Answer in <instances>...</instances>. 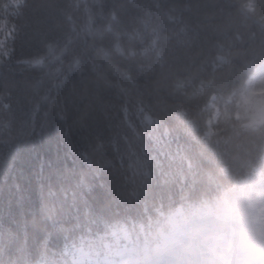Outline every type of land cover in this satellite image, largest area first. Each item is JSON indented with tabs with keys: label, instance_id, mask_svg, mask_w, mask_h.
I'll return each instance as SVG.
<instances>
[{
	"label": "trees",
	"instance_id": "1",
	"mask_svg": "<svg viewBox=\"0 0 264 264\" xmlns=\"http://www.w3.org/2000/svg\"><path fill=\"white\" fill-rule=\"evenodd\" d=\"M263 58L264 0H0V264L141 256L206 170L264 164Z\"/></svg>",
	"mask_w": 264,
	"mask_h": 264
},
{
	"label": "clouds",
	"instance_id": "2",
	"mask_svg": "<svg viewBox=\"0 0 264 264\" xmlns=\"http://www.w3.org/2000/svg\"><path fill=\"white\" fill-rule=\"evenodd\" d=\"M153 230L145 264H248L249 251L264 245V164L206 170Z\"/></svg>",
	"mask_w": 264,
	"mask_h": 264
},
{
	"label": "rangeland",
	"instance_id": "3",
	"mask_svg": "<svg viewBox=\"0 0 264 264\" xmlns=\"http://www.w3.org/2000/svg\"><path fill=\"white\" fill-rule=\"evenodd\" d=\"M249 9L250 5L248 6ZM3 24V23H2ZM220 61H225L224 56L219 57ZM264 63V58L255 64L248 73V77L245 81V86L242 93L236 100V112L235 119L243 122L246 117L245 115L255 112L258 116L264 114V81L258 79L253 81L254 93H247L248 84L247 81L251 79V75L255 73L256 69ZM262 89V90H261ZM216 98L212 97V100L207 106V112L209 113L207 119L208 131L206 132V137H211L215 134L214 126L217 125L221 111L215 103ZM154 244L150 246H144L142 249L141 256L134 255V251L131 248H123L122 251H118L113 248L109 252L103 253L102 255L89 259L88 261H75L70 264H145V261L148 259V256L154 247ZM99 253H96L98 255ZM248 264H264V245L259 246L255 250H250L248 253Z\"/></svg>",
	"mask_w": 264,
	"mask_h": 264
},
{
	"label": "bare ground",
	"instance_id": "4",
	"mask_svg": "<svg viewBox=\"0 0 264 264\" xmlns=\"http://www.w3.org/2000/svg\"><path fill=\"white\" fill-rule=\"evenodd\" d=\"M258 79L264 81V63L259 65V67L256 69L255 73H253L251 75V79L247 81V84H248L247 93H249V94H253L254 93V89H253V86H252L253 85V81L258 80Z\"/></svg>",
	"mask_w": 264,
	"mask_h": 264
},
{
	"label": "snow or ice",
	"instance_id": "5",
	"mask_svg": "<svg viewBox=\"0 0 264 264\" xmlns=\"http://www.w3.org/2000/svg\"><path fill=\"white\" fill-rule=\"evenodd\" d=\"M13 6L17 9L23 6V0H13ZM18 14V13H17ZM78 63V61H77Z\"/></svg>",
	"mask_w": 264,
	"mask_h": 264
}]
</instances>
